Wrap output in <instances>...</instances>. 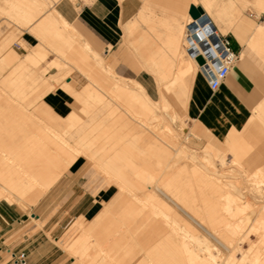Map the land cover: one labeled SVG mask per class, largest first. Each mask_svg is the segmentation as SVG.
I'll return each mask as SVG.
<instances>
[{
    "label": "bare ground",
    "instance_id": "6f19581e",
    "mask_svg": "<svg viewBox=\"0 0 264 264\" xmlns=\"http://www.w3.org/2000/svg\"><path fill=\"white\" fill-rule=\"evenodd\" d=\"M47 2V0H20L17 7L22 6L27 19H30L33 16L32 8L42 7ZM229 3L233 9L235 0H229ZM219 5L217 0H201L200 6L204 10L201 17L199 19H193L189 15L185 17L187 22L182 25L184 28L181 33L185 41L183 47L187 61L184 62L181 73L199 70L196 61L189 55L191 49L205 56L209 52H217L218 44L215 38L219 37L220 31L218 29L214 32L206 19L213 17L217 22L221 15L217 12L216 19L212 11L217 10ZM259 5L260 8H264V0H261ZM220 10L221 14H225L222 9ZM228 16V25L239 17L235 19L233 14ZM229 22L232 23L229 24ZM242 22L240 28L236 27L238 30L232 31L233 35L236 34L241 43L246 39L245 33L250 32V38L247 40L250 45H247L252 46L251 48L256 47L259 50L257 51L261 52L260 55H264L262 54L264 44L258 41L264 38V27L254 25L255 29H253L254 23L246 20ZM60 24L61 22L52 11L42 16L37 27L45 36L57 39L60 47L62 45L74 47L75 34L72 32L65 35ZM82 45L89 46L87 42H83ZM10 52L15 53L14 50ZM92 52L98 54L94 50ZM153 65L154 62L144 64L147 72L158 74L157 71H152ZM99 66L100 70L116 75L113 67L106 65L102 59L99 61ZM153 77H158L154 78L155 83L159 84L161 81L164 90L172 88L182 79L181 76ZM112 84V90L123 100L130 102V112L123 109L128 116L132 118L146 116L151 119L156 117L155 111L149 104L151 97L145 94L146 90L139 81L127 79L125 82V79L116 78ZM87 92L90 93L89 96H95L99 101H104L94 89L90 88ZM161 100L159 97V101ZM109 107V103L103 102L98 109L87 113L89 116L87 121L68 124L66 132L70 133L75 144L57 136L51 143L45 142L40 136L26 139L23 137L19 143L13 142V138L10 137L7 139L0 137V200L25 204L24 197L28 192L32 193L36 188L45 191L51 187L84 154L76 146L78 138H85L89 132L103 123L104 110H107L110 115L115 114L116 110ZM69 115L74 116L76 112L70 111ZM253 117H255L254 114L243 132L235 133L236 130L232 131L233 129L229 127L226 129L229 133L223 137L224 143H230V150L236 159L247 166L253 164L254 159L249 153L252 146L264 147L262 136L254 135L252 132L254 125L259 122L258 120L256 122ZM134 120L131 122L134 132L139 133L140 127H147L143 120ZM230 129H232L231 132ZM151 134L152 136L147 138L151 146L160 150L171 148L179 151H175L172 156L171 153L161 152L159 155L164 158L163 160H159L161 157L155 154L160 157L158 161L149 160L146 165L133 158L138 156L136 152L127 153V155L100 153L97 158L93 157V153L87 154L89 157L85 158L86 162L102 169L108 174L110 182L118 179L125 183L120 187L127 190V196L102 201L101 208L92 217L82 216L74 223L72 233L62 242L63 249L73 259L72 264H264V217H255L256 211L251 203L247 199L240 200L242 187L234 186L233 177L226 175L227 173L221 174L215 165L209 169L204 161L198 162V158L206 162H209L210 158L207 159L206 156L200 158L197 154L187 151V147L181 141H176L177 138L171 127H166L162 135L161 133L158 135L159 133L153 130ZM137 147L135 143L130 145L132 149ZM174 155L183 161L182 167L175 171L170 167L173 166L171 160ZM214 155L221 156L217 153ZM126 168L132 174L131 177H127V183L124 182L126 177L123 174ZM257 171L262 176L261 182H264V167L260 166ZM112 187L113 185H109L110 189ZM262 190L264 189H261L259 185L251 187L254 194L260 195ZM211 196L214 197L211 198ZM262 209L264 208L260 211ZM201 230H204L205 234L200 233ZM242 230L243 235H239V238L234 237V234L238 235ZM252 235L255 236L253 241ZM207 236L218 240L219 245L223 247L221 253L225 252L224 256L212 253ZM245 244H248L246 249H244ZM131 247H137V251L135 250L137 254L132 253L131 256L128 254L132 251L128 250ZM236 251L241 252L239 258L234 255Z\"/></svg>",
    "mask_w": 264,
    "mask_h": 264
},
{
    "label": "rangeland",
    "instance_id": "374dc122",
    "mask_svg": "<svg viewBox=\"0 0 264 264\" xmlns=\"http://www.w3.org/2000/svg\"><path fill=\"white\" fill-rule=\"evenodd\" d=\"M19 1L20 0H0V42H2L0 45V137L6 139L10 137L14 139H12L13 142L19 143L23 137L26 139L28 137L40 136L44 138L45 142L51 143L54 137L57 136V138H64L69 143L75 144L70 137V133L66 132V129L69 127L68 124L70 122H76L78 124L79 122L82 123L83 121H87L89 117L87 115L88 112L98 109L103 102H107L110 105L109 108L115 109L116 112L110 115L107 110H104L103 123L89 132L85 138H78L76 146L79 151L84 153L81 155L82 157H89L87 154L90 153H93V157L97 158L100 153H124L127 155V153L136 152L138 156H133V158L144 163V165H146V162L149 160L158 161L160 157L161 159L159 160H163L164 158L159 155L161 152L171 153L170 155L172 156L175 151L179 150L171 148L160 150L151 146L147 138L152 136V130L157 134L159 133L158 135H160V133L162 135L166 127H171L177 138L176 141H181V143L187 147V151L197 154L200 158L206 156L207 159H211H209V162H206L204 159L199 160L198 158V162L201 163V160L204 161L205 166L209 167V169L215 165L217 167L216 169L221 174L227 173L226 175L233 177V185L242 187L241 190L243 192L240 194V200L247 199V201L251 203L256 211L255 217H264V209L260 211L261 208H264V190L261 191L262 194L260 195L254 194L253 191H251V187H254V185H259L261 189H264V184H262L264 182H261L262 176L257 171V169L262 166V163L252 152L256 147L252 146L253 148H251L252 150L249 152L251 154L250 157L254 159L253 164L247 166L236 159L232 150H230L229 142L224 143V139L217 140L208 130L199 128L195 122L187 118L184 113V108L190 88L186 93H182L174 86L164 90L161 81L157 84L159 89L153 85L151 87V96L153 99L150 98L149 102L156 114V117L153 119L146 116L138 118L137 116H133L132 118L123 111V109H127L130 112V102L123 100L112 90V82L114 79L121 77L117 76V74L115 75L100 70L99 61L102 59L106 65L112 66L113 69H115L113 64L117 63L118 60L125 58L127 61V23L123 26V35L117 55L113 57L112 61H108L107 56L104 54L102 55L104 58L106 57V60L98 52V54L93 53V49H91L90 45L88 47L82 45V43L86 41L80 37L73 26L62 19L58 12L53 9V14L61 22L60 26L64 34L66 35L72 32L75 34L76 43L74 47H67L66 45L60 47L57 39L42 34L37 27L41 18L36 24L28 28L29 32L38 39L39 43L30 47L28 52L21 57V55L19 56L10 46H12L14 42H21L22 45L27 48L19 38L22 35L23 28L31 24L34 15L30 17V19H27V15L23 11L22 6L17 7ZM47 1L49 4L57 0ZM12 2L14 3L12 4ZM47 3L43 5L44 8L48 5ZM42 7L32 8L31 11L38 9L37 12H40V10L44 9ZM21 12L25 20L19 17ZM184 15L182 18V25L186 24V18L189 14ZM231 23L232 22H229V24ZM217 24H219V20H217ZM182 25L180 26L181 31L184 28ZM219 31L224 33L226 29H219ZM184 43L185 41L181 33L179 38V54L181 53L186 56L183 47ZM11 50H14L15 53H11ZM37 51L41 53H36ZM48 53H54L57 59L47 62L45 59ZM134 63L135 64H132L134 69H140V62ZM141 63H143V61H141ZM53 68L56 69V72L48 74V71H51ZM177 69L178 68H176V70ZM73 70H76L77 74H72ZM94 70H98L99 75H95L97 72ZM80 74L84 76L80 77ZM185 79L187 80V78ZM125 82H127V79H125ZM186 82L188 83V80ZM76 83H80L81 85L77 87L75 85ZM58 86L73 98L74 108L71 111H75L76 115L71 116L69 112L65 116H60L43 101L44 95L53 91ZM90 88L94 89L97 94L102 96L104 101L101 102L95 96H89L90 93L87 92V90ZM144 92L147 95L146 91ZM159 97L160 100L162 99L161 101H159ZM134 119L143 120L149 129L147 127H137L140 130L139 133L134 132L131 124V122L135 121ZM253 119H255L256 122L259 121L258 123L264 127V111L260 112L258 116L253 117ZM235 133L237 132L235 131ZM185 134H187V137H185ZM55 140L58 141L57 139ZM134 143L137 144L138 147L136 149L130 148V145ZM214 153L221 156H216ZM155 154L160 157L157 155L155 156ZM176 156L174 155V158L172 157L173 159L171 160V165L173 164V166L170 167L173 171L181 168L183 165V161L180 160L178 156V158H176ZM174 159H176V161ZM211 162L212 165H210ZM86 163L89 169L85 174L89 176L86 179H82V181L85 182L82 188L78 190L88 191L94 194L100 189H108L109 185H113L111 188L113 193L104 201L120 198L123 195L127 196V190L124 187H120V185L125 183L118 179H113L110 182L107 177L108 174L104 173L102 169H98L88 161ZM123 174L126 177L124 182L127 183V177H131L132 174L130 171H127V168L124 169ZM63 178H65V174L62 176V179ZM58 185L54 184V187H49L45 191L41 188H36V191H32L34 194L28 192L26 196L29 197H24L26 201L25 204H19L18 202L9 203L5 200H0L1 210L8 207L5 205L6 202L12 204L11 208L15 209V211H13L15 216L20 219L19 224L15 225L11 238L5 242V246L14 241L24 242L23 236L25 235L37 236L42 232L39 240L45 238L48 241V246L46 247L48 252L43 264H72L73 259L70 258L63 249L62 242L72 233L75 225L74 223L82 217V215L77 216L79 213L77 209L80 208V206H75L74 208L73 204H69L71 201H74L75 193L73 190L75 189L64 187L56 191L55 188ZM40 190L42 193H40ZM78 190H76V193ZM70 193H72L71 198H66ZM34 195L37 196V198ZM213 197L214 196H211V198ZM174 199L177 200V198ZM55 204L57 206H55ZM53 221H55V223H53ZM206 222L205 226L208 228ZM243 232L242 230L238 235L237 233L234 234V237L237 236V238H239V235H243ZM200 233L205 234V231L201 230ZM251 239L253 241L255 236L252 235ZM207 241H209L210 250L213 251V254L218 256L222 254V256L225 255V252L221 253L223 252V247L221 244L219 245L216 238L207 236ZM247 247L248 244H245L244 249ZM128 250H132L128 253L129 255L137 254L135 253L137 247H131L128 248ZM15 251H24V249H22V246H19L15 249L9 248L1 250L0 264H12L10 253ZM234 255L239 258L241 252L239 253V251H236ZM28 264L30 263L28 262Z\"/></svg>",
    "mask_w": 264,
    "mask_h": 264
},
{
    "label": "crops",
    "instance_id": "0c3cea01",
    "mask_svg": "<svg viewBox=\"0 0 264 264\" xmlns=\"http://www.w3.org/2000/svg\"><path fill=\"white\" fill-rule=\"evenodd\" d=\"M217 1L220 5L212 12L216 19L217 14L220 13L219 24L213 17L208 19L216 30L227 28L226 32H220V34L230 40V47L238 54V60L230 67L225 79L214 89L210 87L208 80L199 70L197 73L196 70L191 73H181L184 69V62L187 61V56L179 54L182 18L184 14H189L191 5L200 6L201 0H57L50 2L40 12H37L38 10L31 12L34 18L30 25L23 28L19 38L27 48L21 42H14L10 47L23 57L30 47L39 43L28 28L55 9L62 19L74 27L91 49L102 57L104 54L108 61H112L121 43L123 26L127 23V61L124 58L113 64L117 76L139 81L151 98V87L153 85L157 87L153 76H181L182 79L174 87L182 93H186L190 88L184 108L186 117L195 122L199 128L208 130L217 140H223V137H226L225 134L229 133L226 129L230 127L233 129H230V132L231 130L243 132L253 114L258 116L264 111V58H262L264 55H260L261 52H258L256 47L251 48L252 46L247 43L250 32L245 33L244 43L242 41L240 43L237 35H233L234 32H232L235 29L238 30V26L240 28L244 20L254 23L253 29L256 25L264 27V10H261L264 8L259 7L261 0H235L233 9L229 5V0ZM220 9L225 14L222 13V15ZM21 14L22 12L19 17L25 20ZM232 14L235 19L238 16L240 18L238 17L239 19L237 18L235 22L228 25V15ZM262 40L264 38L258 40L260 44H264ZM55 59L57 57L54 53H48L45 60L49 62ZM104 59L106 60V57ZM134 62H140V69H134L132 65L135 64ZM145 62H154L152 71H157L158 74L147 72ZM94 71L97 72L95 75H99L98 70ZM48 72V74H53L56 69L53 68ZM72 74H77V71L73 70ZM82 76L84 75L80 74V77ZM75 85L79 87L81 84L76 83ZM43 101L60 116H65L74 108L73 98L60 86L46 93ZM261 126L259 123L254 125L252 132L254 135H261V140H264V128ZM259 148L264 149V147H258L252 152L261 160L262 167H264V151ZM88 169L86 159L81 156L62 174V176L65 174V178L62 179L61 176L54 184H59L55 188L56 191L64 187L75 189L73 190L74 201L69 204H73L74 208L80 206V208L77 207L79 212L77 216L90 218L99 210L102 201L107 200L113 192L110 188L100 189L94 194L78 190L85 182L82 179L89 176L85 174ZM76 190H78L77 193ZM71 194L66 198H71ZM5 205L8 207L0 209V251L22 246L30 264H43L48 252L46 248L48 241L45 238L39 240L42 232L37 236L25 235L23 236L24 242L14 241L5 246V242L13 234L15 225H18L20 221L13 212L15 209L11 208L12 204L6 202Z\"/></svg>",
    "mask_w": 264,
    "mask_h": 264
},
{
    "label": "built area",
    "instance_id": "2783aa9c",
    "mask_svg": "<svg viewBox=\"0 0 264 264\" xmlns=\"http://www.w3.org/2000/svg\"><path fill=\"white\" fill-rule=\"evenodd\" d=\"M201 17V16H200ZM199 17V18H200ZM197 18V19H199ZM207 22L211 25L210 20L207 18ZM216 32V29H214ZM215 42L218 44L217 52H209L208 54L201 55L196 50H190L189 55L196 61L197 56H201L204 60L202 65H198L199 72H201L212 89L219 86V84L227 76L230 67L238 60V54L234 52L230 47V40L219 34L218 38H215ZM12 264H28L27 254L25 251H15L10 253Z\"/></svg>",
    "mask_w": 264,
    "mask_h": 264
},
{
    "label": "water",
    "instance_id": "95a60500",
    "mask_svg": "<svg viewBox=\"0 0 264 264\" xmlns=\"http://www.w3.org/2000/svg\"><path fill=\"white\" fill-rule=\"evenodd\" d=\"M189 15L193 18V19H197L199 18L204 12L203 9L199 6V5H191L188 11ZM196 61L199 65H202L204 63V60L201 56H197L196 57Z\"/></svg>",
    "mask_w": 264,
    "mask_h": 264
}]
</instances>
